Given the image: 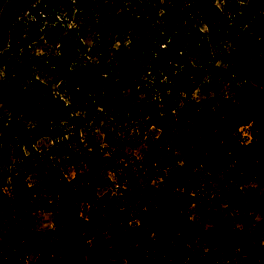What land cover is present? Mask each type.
<instances>
[{
    "label": "trees",
    "instance_id": "trees-1",
    "mask_svg": "<svg viewBox=\"0 0 264 264\" xmlns=\"http://www.w3.org/2000/svg\"><path fill=\"white\" fill-rule=\"evenodd\" d=\"M54 1L67 2L0 0V100H9L0 111V179L9 188V194L0 189V221L14 218L0 231V264H27V255L56 264L59 251L84 259L93 251L90 241L101 257L120 264H234L230 249L242 264H264V242L244 223L249 184L263 169V90L251 87L246 111L222 92L237 89V76L259 71L264 78V0H81V39L70 28L58 53L42 60L61 76L57 93L32 74L38 62L25 55L19 14H37ZM197 94L210 95L199 101ZM85 100L94 109L109 103L123 116L149 117L139 124L142 134L152 128L153 135L137 168H122L119 155H106L96 137L88 135L79 151L57 144L52 124L66 121L72 105ZM249 117L261 138L244 143L236 133ZM75 125L77 136L87 130L82 116ZM45 136L53 144L39 152L35 144ZM62 167L72 168L73 177ZM201 167L229 172L219 191L225 217L217 226L189 211L199 203L194 171ZM156 170L163 172L162 187L139 184ZM108 173L117 177L119 198L127 199L124 210L114 195L98 192ZM75 198L86 205L85 216L71 213ZM39 211L52 215L46 231L33 227L32 213ZM231 212L242 227L228 220Z\"/></svg>",
    "mask_w": 264,
    "mask_h": 264
},
{
    "label": "rangeland",
    "instance_id": "rangeland-1",
    "mask_svg": "<svg viewBox=\"0 0 264 264\" xmlns=\"http://www.w3.org/2000/svg\"><path fill=\"white\" fill-rule=\"evenodd\" d=\"M66 4L58 6L57 2L44 5L37 14H28L22 9L19 10L20 17L24 19V37L26 38V57L28 62L37 61L33 64L32 74L43 79L49 83L52 90L57 93L60 92L61 76L59 72H51V68H45L42 60H46L50 55L58 53L60 42L66 38L67 31L70 28L76 27L77 38L81 39V7L85 3L81 0H66ZM82 5V6H81ZM95 12V10H94ZM160 21V20H159ZM89 34L85 38V42L91 45L92 34L89 28H86ZM47 62V61H46ZM51 69V70H50ZM3 65L0 64V77ZM251 78L237 76V89H231L229 86L223 88V94L228 98V101L233 107L243 111L248 110L249 105L246 103L249 98V90L251 87L255 90L262 89L263 93L260 95V105L264 104V78L259 71L252 72ZM210 94H197L199 101L205 100ZM8 99L0 100V111H5L8 107ZM89 100L81 101L73 104L71 107V116L66 121L59 124H52L53 129H59L56 133H52L57 138V144L62 143L67 150L79 151L84 147L86 137H96L101 142V147L106 155L110 156L112 153L120 158L119 163L123 164L124 169L137 168L140 160L149 146L148 138L153 135V129L145 130L142 134L139 124L143 121H148L149 117H145L142 111L138 113H130L123 116L113 105L106 103L101 106L96 103V109L92 106ZM95 111V113L93 112ZM89 112V113H87ZM100 113V114H98ZM139 114V115H138ZM82 116L85 120V127L87 130L76 133V123L78 118ZM93 128V131H92ZM95 129V130H94ZM51 131V130H50ZM81 131V130H80ZM108 133V137L105 135ZM238 139L244 143L250 141L260 140V130L257 126L256 120L249 117V124L241 127L236 133ZM52 136H45L37 141L35 144L39 152H44L53 144ZM263 163V169L255 175L253 181L249 184L253 191L250 192V200L252 201L248 207V213L245 215L244 223L252 230L257 240L264 242V148L258 154ZM54 163L58 165V161L54 159ZM121 170V169H120ZM62 171L68 178H72L74 171L72 168L62 167ZM162 171L156 170L155 173H146V177H139V184L145 186L147 183L158 185L162 187L165 183ZM165 176L169 175L170 170L164 171ZM228 171L213 167L211 169L201 167L194 171L195 177L198 180V186L195 189V195L199 197V203L192 205L189 208L192 218L201 219L206 217L207 222L211 225H219V221L225 217L226 204L221 199L220 189L228 182ZM106 179H109L107 185L99 189V194H106L108 196L114 195L117 201L116 207L119 210L125 209L127 199L119 198L121 195L120 184L117 177L113 173L106 174ZM28 183L33 186L36 182L34 178H29ZM8 183L4 184L0 179V189H3L9 194V188L6 187ZM157 186V187H158ZM36 190V189H35ZM219 203V206H217ZM86 205L79 199L75 198L71 205V213L73 215L85 216ZM130 213L134 210L130 208ZM34 219V229L38 231H46L53 226L52 215L48 212L32 213ZM228 220L233 221L237 227H242V221L231 212ZM14 218L11 217L6 221H0V231L11 227ZM134 223L133 221L131 224ZM92 252L86 254L84 259L77 256H69L65 251H59L55 254L56 264H120V261L101 257L96 248L97 244L90 241ZM78 255V251H76ZM231 258L234 264H242L238 252L230 249ZM27 264H44L39 257L29 255Z\"/></svg>",
    "mask_w": 264,
    "mask_h": 264
},
{
    "label": "built area",
    "instance_id": "built-area-1",
    "mask_svg": "<svg viewBox=\"0 0 264 264\" xmlns=\"http://www.w3.org/2000/svg\"><path fill=\"white\" fill-rule=\"evenodd\" d=\"M29 255H27L26 257L28 258Z\"/></svg>",
    "mask_w": 264,
    "mask_h": 264
}]
</instances>
